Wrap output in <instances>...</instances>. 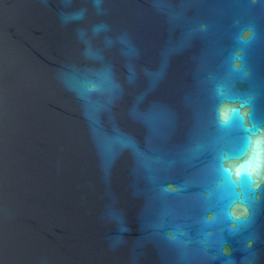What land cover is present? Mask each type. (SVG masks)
<instances>
[{
    "label": "water",
    "instance_id": "obj_1",
    "mask_svg": "<svg viewBox=\"0 0 264 264\" xmlns=\"http://www.w3.org/2000/svg\"><path fill=\"white\" fill-rule=\"evenodd\" d=\"M0 264H264V0H0Z\"/></svg>",
    "mask_w": 264,
    "mask_h": 264
},
{
    "label": "snow or ice",
    "instance_id": "obj_2",
    "mask_svg": "<svg viewBox=\"0 0 264 264\" xmlns=\"http://www.w3.org/2000/svg\"><path fill=\"white\" fill-rule=\"evenodd\" d=\"M224 103L225 101L221 100V105H223ZM217 112L221 119V122L225 125L228 124L234 117L238 115L236 109H231L229 113H226L225 111L222 110V107L219 106L217 108ZM224 172L227 174L229 178H231L234 175V173L229 169H224ZM235 175L239 176L241 179L247 178L248 180H252V173L251 171L248 170L246 166L242 167L239 171H237Z\"/></svg>",
    "mask_w": 264,
    "mask_h": 264
}]
</instances>
